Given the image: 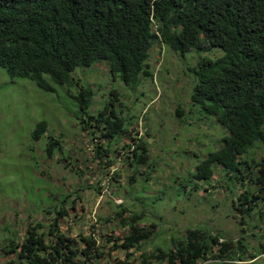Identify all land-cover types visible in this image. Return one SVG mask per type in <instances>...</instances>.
<instances>
[{
	"label": "trees",
	"instance_id": "16d2710c",
	"mask_svg": "<svg viewBox=\"0 0 264 264\" xmlns=\"http://www.w3.org/2000/svg\"><path fill=\"white\" fill-rule=\"evenodd\" d=\"M155 44L180 55L221 52L217 59L199 56L187 68L194 80L188 101L213 117L225 135L179 189L183 192L189 184L198 189L201 183L211 187L215 169H220L245 236L226 240L199 225L147 253L142 247L152 238L153 225L140 226L139 215L125 216L121 209L103 220H115L121 236L102 235L101 243L91 233L73 238L60 228L70 197L65 196L59 205L43 210L56 214L46 228L39 222L31 225L22 238L7 240L0 248L15 256L14 264H264V244L249 251L246 242L250 229L252 237L264 239V229L258 231L260 223L252 220L255 211L262 217L264 157L256 159L251 151L257 144L264 147V0H0V68L10 79L33 83L42 94H53L56 86H80L70 97L83 130L92 121L91 134L107 142L105 147L98 142L93 151L106 168L119 158L123 166H146L154 172L147 162L146 138L130 129L135 117L120 118L113 106L117 89L110 92V103L89 114L93 90L79 85L73 73L104 63L111 77L134 91L141 78L152 77L147 61ZM182 113L176 110L177 116ZM46 132V122L40 121L32 139ZM123 137L128 144L111 149ZM46 146L47 156L61 149L52 138ZM114 253H124V259Z\"/></svg>",
	"mask_w": 264,
	"mask_h": 264
},
{
	"label": "rangeland",
	"instance_id": "374dc122",
	"mask_svg": "<svg viewBox=\"0 0 264 264\" xmlns=\"http://www.w3.org/2000/svg\"><path fill=\"white\" fill-rule=\"evenodd\" d=\"M199 56L217 59L221 52L180 55L155 44L147 61L152 77L141 78L134 91L111 77L104 63L73 73L79 85H89L93 90L89 114L95 115L110 103L109 94L117 89L113 106L120 118L135 117L130 129L146 138L147 162L154 172L146 166L136 170L129 164L123 166L119 158L106 168L104 161L93 156L95 145L100 142L105 147L107 142L91 134L95 131L92 121L86 131L79 125L78 106L70 95L75 97L80 86H56L53 94H42L33 83L10 79L0 68V248L16 237L22 238L31 225L39 222L46 228L56 214L43 210L59 205L65 196L70 197L60 228L73 238L91 233L101 243L102 235L121 236L115 220L103 223L121 209L126 210L125 216L139 215L140 226L153 225V236L142 247L147 253L199 225L226 240L245 236L220 169H215L211 187L201 183L198 189L192 190L190 184L183 192L179 189L188 173L215 151L225 135L213 117L200 107H191L188 101L194 80L187 68L196 65ZM178 108L183 111L180 116L176 115ZM82 118L86 119V114ZM40 121L46 122L47 132L36 141L32 131ZM50 138L58 140L61 149L47 156ZM126 144L123 137L112 143L111 149ZM251 151L256 159L264 157V147L258 144ZM114 173L119 175L111 179ZM256 212L252 220L255 225L260 223V231L264 229V203L261 218ZM252 231L246 241L249 251L264 244L263 238L252 237ZM114 257L123 260L124 253H114ZM13 258L0 251V264H14Z\"/></svg>",
	"mask_w": 264,
	"mask_h": 264
}]
</instances>
